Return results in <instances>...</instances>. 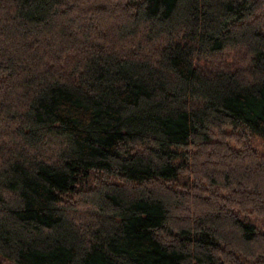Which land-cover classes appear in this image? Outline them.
<instances>
[{"label": "trees", "instance_id": "trees-1", "mask_svg": "<svg viewBox=\"0 0 264 264\" xmlns=\"http://www.w3.org/2000/svg\"><path fill=\"white\" fill-rule=\"evenodd\" d=\"M236 133L264 145V0H0L2 263L264 264Z\"/></svg>", "mask_w": 264, "mask_h": 264}, {"label": "rangeland", "instance_id": "rangeland-1", "mask_svg": "<svg viewBox=\"0 0 264 264\" xmlns=\"http://www.w3.org/2000/svg\"><path fill=\"white\" fill-rule=\"evenodd\" d=\"M238 58V57H237ZM232 59V58H231ZM227 60V59H226ZM230 61H232V63H233V59L232 60H230ZM230 61H226V63L227 64H229V62ZM235 61H237V59L235 60ZM234 61V62H235ZM213 69H214V67H213ZM237 134V136L236 137H234V136H232L233 137V139H231L232 141L231 142H228V144L230 145V147L232 148V149H237L238 151L239 150H241V149H244V146H246V144L245 143H249V142H246L244 139H243V137H241L240 135H238V133H236ZM249 145L251 146V148H254L259 154H263L264 155V145H262V143L260 142V141H258V140H256V139H254L253 140V142L252 143H249ZM236 150V151H237ZM185 180H182V181H180V182H176V183H174V185H172V187H169V191H170V193H176V192H178V193H180V194H182V192H185V193H187L186 191H188V192H191L190 190V188L189 187H187L186 186V184H184V183H187L186 182V179H187V177L186 176H184L183 177ZM98 178L97 177H93V178H91L90 180H94V181H92V183H94L95 185L96 184H98V183H100L101 181H99V180H97ZM185 181V182H184ZM102 183V182H101ZM152 186H155V187H158L160 190H165L166 188H164L163 187V185H158V184H153ZM202 191V192H201ZM201 191H199L200 193H198V195H201V196H207V195H210L211 193L213 194V192L216 194V195H218V194H220L218 191H219V189H215V190H206V191H204V190H201ZM193 192V191H192ZM194 193V192H193ZM220 198H223L224 196H222V194H220V196H219ZM77 198L78 199H80L79 197H78V195L77 196H75V199L74 198H72L70 201H68L69 203L71 202L72 203V205H75L76 204V200H77ZM218 201H219V199H217ZM215 201V200H214ZM66 204V203H65ZM66 205H68V203L66 204ZM69 207H72V206H69ZM79 209H82V208H79ZM84 210H81L82 212H76V214H75V217H74V219H76V218H78L77 219V221L78 222H82V223H84V224H86V226H88V224H89V226H91V224H93V222H91V221H94L95 219H94V217H95V215H94V213L92 212V211H90L91 210V208H83ZM87 216H89L90 217V219H91V221H90V219L88 218L87 219ZM82 220H81V219ZM81 223V224H82ZM258 224H260L259 225V228H261V231L263 230V227H264V223L263 222H260V223H258ZM242 262V263H241ZM238 263H240V264H251L250 262H248V261H246V262H244L243 263V261H241V260H239L238 261ZM0 264H5V263H2L1 261H0Z\"/></svg>", "mask_w": 264, "mask_h": 264}]
</instances>
